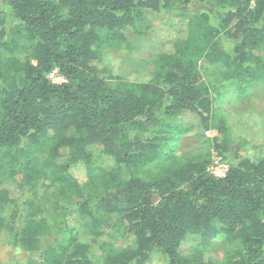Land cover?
Instances as JSON below:
<instances>
[{"label": "trees", "instance_id": "trees-1", "mask_svg": "<svg viewBox=\"0 0 264 264\" xmlns=\"http://www.w3.org/2000/svg\"><path fill=\"white\" fill-rule=\"evenodd\" d=\"M143 29L164 44L152 79L113 80L100 51ZM263 52L264 0H0V244L34 264H264V155H242L213 109L264 80ZM193 128L198 148L178 150ZM218 234L221 261L181 251Z\"/></svg>", "mask_w": 264, "mask_h": 264}, {"label": "rangeland", "instance_id": "rangeland-1", "mask_svg": "<svg viewBox=\"0 0 264 264\" xmlns=\"http://www.w3.org/2000/svg\"><path fill=\"white\" fill-rule=\"evenodd\" d=\"M144 28V25H141ZM165 34H160V36ZM161 36V37H162ZM164 44L160 38L150 31L143 29L142 32L129 30L125 38L116 47L103 48L100 51V65L107 70L113 80H125L134 83H148L155 70L157 56L163 51ZM264 57V52H263ZM54 83H62L63 79L56 72L49 75ZM215 95V94H214ZM214 103L215 122L224 119L227 124L230 142L235 144L240 153L249 157L264 155V80L252 82L246 87H227L219 89L216 93ZM193 118L184 120L187 125ZM187 132L177 142L178 150L186 153L198 148L193 136L196 130ZM217 136L215 130L209 129L204 132V137L212 140ZM214 157L215 153L213 152ZM215 161H217L215 159ZM61 159L53 161L59 165ZM111 160L98 158L96 162L97 171H109L112 167ZM50 169L55 177L56 166ZM54 170V171H53ZM49 192H39V199L44 208H53L56 202L55 196ZM53 204V205H52ZM69 226L75 228L78 238L93 243L92 237L87 229L82 228L75 220L69 219ZM117 248L124 245V240L117 235ZM222 235H214L207 239L189 236L184 240L181 251L184 255L193 253L203 261H221L224 259L229 247L223 246ZM95 246V245H94ZM93 246V247H94ZM94 248H97L96 246ZM22 250L13 248L10 244H0V264H34L35 258H29ZM145 264H166L159 252L152 254Z\"/></svg>", "mask_w": 264, "mask_h": 264}, {"label": "built area", "instance_id": "built-area-1", "mask_svg": "<svg viewBox=\"0 0 264 264\" xmlns=\"http://www.w3.org/2000/svg\"><path fill=\"white\" fill-rule=\"evenodd\" d=\"M210 172L217 178L223 177L227 172V166L219 163L218 160L214 161V164L210 167Z\"/></svg>", "mask_w": 264, "mask_h": 264}]
</instances>
